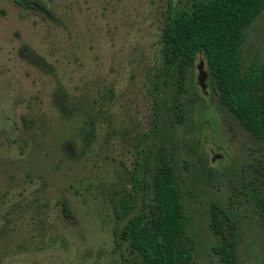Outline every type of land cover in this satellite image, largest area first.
Masks as SVG:
<instances>
[{"label":"rangeland","instance_id":"rangeland-1","mask_svg":"<svg viewBox=\"0 0 264 264\" xmlns=\"http://www.w3.org/2000/svg\"><path fill=\"white\" fill-rule=\"evenodd\" d=\"M35 1L0 0V264H133L124 226L149 208L158 162L174 167L191 264H264V141L221 102L201 52L180 82L162 61L169 12L193 0ZM239 56L264 63V7ZM134 173L142 188L116 218L109 196ZM213 211L233 222L231 262Z\"/></svg>","mask_w":264,"mask_h":264},{"label":"trees","instance_id":"trees-1","mask_svg":"<svg viewBox=\"0 0 264 264\" xmlns=\"http://www.w3.org/2000/svg\"><path fill=\"white\" fill-rule=\"evenodd\" d=\"M14 1L29 8L42 5L35 0ZM263 7L264 0H193L188 10L169 12L160 35V52L179 82L201 52L221 102L251 135L264 141V63L252 62L243 68L239 56L242 30ZM24 48L38 65L42 59ZM131 183L129 191L109 196L116 218L124 216L142 188L137 173ZM148 185L149 208L130 217L124 226L130 248L136 252L133 264H191V251L182 245L185 219L173 165L158 162ZM61 207L68 213L65 203ZM259 207L264 215V203ZM211 221L221 239L216 252L222 262H231L233 222L215 211Z\"/></svg>","mask_w":264,"mask_h":264},{"label":"water","instance_id":"water-1","mask_svg":"<svg viewBox=\"0 0 264 264\" xmlns=\"http://www.w3.org/2000/svg\"><path fill=\"white\" fill-rule=\"evenodd\" d=\"M197 67H198V76H197L198 82L201 85V87L204 88L205 87L204 80H205L206 75H207V71L204 68V62L200 61L197 65Z\"/></svg>","mask_w":264,"mask_h":264}]
</instances>
